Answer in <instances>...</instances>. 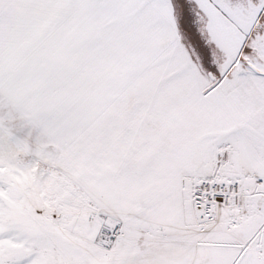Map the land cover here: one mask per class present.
Instances as JSON below:
<instances>
[{"label": "snow or ice", "instance_id": "snow-or-ice-1", "mask_svg": "<svg viewBox=\"0 0 264 264\" xmlns=\"http://www.w3.org/2000/svg\"><path fill=\"white\" fill-rule=\"evenodd\" d=\"M0 264H264V0H0Z\"/></svg>", "mask_w": 264, "mask_h": 264}]
</instances>
